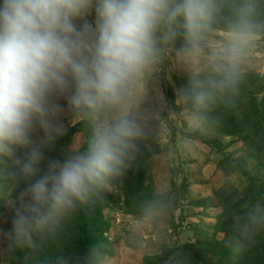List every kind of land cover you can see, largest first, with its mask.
<instances>
[{"label": "clouds", "instance_id": "obj_1", "mask_svg": "<svg viewBox=\"0 0 264 264\" xmlns=\"http://www.w3.org/2000/svg\"><path fill=\"white\" fill-rule=\"evenodd\" d=\"M261 3L0 0V188L12 213L10 228L0 230V255L36 247L126 173L150 121L168 106L153 99V85L169 53L181 67L206 57V73H189L176 90L189 127L203 128L217 101L237 92L241 65L264 30ZM221 17L223 35L211 40ZM66 113L86 135L63 159L46 162ZM144 214H153L151 204ZM261 232L257 201L237 219L231 253L246 254ZM78 260L60 254L53 264Z\"/></svg>", "mask_w": 264, "mask_h": 264}, {"label": "rangeland", "instance_id": "obj_2", "mask_svg": "<svg viewBox=\"0 0 264 264\" xmlns=\"http://www.w3.org/2000/svg\"><path fill=\"white\" fill-rule=\"evenodd\" d=\"M222 35V30L215 29L210 39L218 40ZM206 71V57L193 59L190 65L181 67L174 53H169L162 62L153 85V99L162 98L168 106L161 113V119L149 123L144 144L151 156L143 167L148 169L145 180L154 195H171L173 203L144 217L124 214L122 204L105 209L103 219L109 225L105 237L113 242V254L103 264H144L146 259L163 257L167 251L170 254L164 264H174L173 259L184 258L192 252L193 244H214L222 240L224 233L218 230V217L223 210L215 193L230 185L236 189V197H241L250 182L242 171H254L264 183V168H255L252 159L241 151L239 137L221 136L205 126L189 127V109L177 103L176 90L185 84L189 73L203 75ZM249 73L264 76V30L258 34L241 65L240 74ZM62 122L64 132L79 123L67 113ZM77 139H83V135L75 134L68 151ZM238 162L246 168H240ZM117 188L111 186L107 191L113 192L114 199L119 195L122 201ZM3 212L0 230H6L11 222L12 213L6 204ZM182 246L189 249L184 251ZM4 247L0 243V253ZM206 255L212 259L214 253ZM0 264H7V256L0 255Z\"/></svg>", "mask_w": 264, "mask_h": 264}, {"label": "trees", "instance_id": "obj_3", "mask_svg": "<svg viewBox=\"0 0 264 264\" xmlns=\"http://www.w3.org/2000/svg\"><path fill=\"white\" fill-rule=\"evenodd\" d=\"M259 8L260 19L264 21V3H261ZM224 15H227V9ZM224 24L225 19L221 17L216 21L214 29L223 31ZM221 100L215 104L204 126L221 136L239 137L242 141L241 151L252 159L255 168H264V76L254 73L240 74L237 92ZM77 133H81L83 138L86 135L81 122L64 132L46 152V162L63 159L69 152L67 147ZM150 156L151 152L144 144L131 167L112 183L111 186H118V193L123 196L122 201L119 195L114 199L113 192L107 190L102 192L68 217L54 235L37 241L36 247L32 249L17 251L13 257H7V264H53L54 259L60 254L69 253L79 258L78 264H103L104 260L113 254V242L105 237L109 230L108 223L103 219L105 209L122 204L124 214L144 217L146 216L144 208L148 204L152 205L155 212L173 203L174 197L171 195L166 197L154 195L152 187L145 180L148 169H145L143 164L145 162L146 165ZM231 164L237 167L234 162ZM237 164L240 168H246L241 162ZM242 172L250 182L244 187L241 197H236L237 191L230 185H227L225 190L215 193L223 210L218 217V230L224 233V238L214 241V244L199 242L193 244V250L188 256L177 257L172 263L180 264L181 261V264H264V232L258 235L257 242L246 254L233 255L228 247V241L235 233L236 221L244 214L246 207L257 201L264 202V183L254 175V171ZM2 183L0 181V184ZM7 196V187L0 188V215L4 213ZM181 249L185 251L189 248L182 246ZM209 252L214 253L212 259L206 255ZM169 254L167 251L163 257L146 259L144 264H164Z\"/></svg>", "mask_w": 264, "mask_h": 264}]
</instances>
